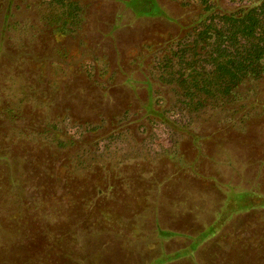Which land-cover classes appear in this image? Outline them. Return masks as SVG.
I'll return each mask as SVG.
<instances>
[{"label":"rangeland","instance_id":"1","mask_svg":"<svg viewBox=\"0 0 264 264\" xmlns=\"http://www.w3.org/2000/svg\"><path fill=\"white\" fill-rule=\"evenodd\" d=\"M75 1L53 39L40 0H0V264H264V82L191 106L169 82L212 68L213 37L174 39L197 0ZM35 113L52 142L22 137Z\"/></svg>","mask_w":264,"mask_h":264},{"label":"trees","instance_id":"2","mask_svg":"<svg viewBox=\"0 0 264 264\" xmlns=\"http://www.w3.org/2000/svg\"><path fill=\"white\" fill-rule=\"evenodd\" d=\"M40 1L48 11L41 19V32L43 31L47 38H61L80 29L82 10L75 0ZM228 1L233 2L235 0ZM128 2L130 4L129 10L135 12L145 13L150 11L153 6L160 8L155 0H128ZM197 3L199 13L196 19L181 27V36L174 39L176 42H180L186 37H193L195 42H198L207 40L208 37L205 36L213 37L215 56L214 59L212 58V68L205 70L189 63L186 73H178L169 83L175 85L182 94H189L191 106L201 107L205 102V96H209L211 101L222 99V105L235 104L240 99L238 97L235 99L236 96L234 98L232 93L242 79L264 82V0H242L235 8L228 10L220 9L215 0H197ZM200 95H204V97L199 98ZM193 99L195 100L192 101ZM148 102L145 105L146 116H151L165 123L167 119L164 118L162 112L152 108L151 100ZM38 106L37 101L35 106L33 103L34 112H37ZM4 113L5 117H9L10 111ZM21 117L24 118L22 115ZM35 118H38L36 113L27 118L26 123L30 127L28 129L30 132L23 134L22 137L27 141L50 140L52 142L53 137L48 134L50 132L39 131L40 126L36 121H33ZM32 126L34 128L31 129ZM56 144L59 149H62L69 144L73 146L74 142L64 140L56 141ZM85 153L92 158L95 155L89 149ZM81 155L82 152L74 155L75 158L72 156L69 160L71 172L79 173L84 170ZM65 169V166L59 167L62 172ZM16 191L20 192V189L16 188ZM167 239L169 238L165 240Z\"/></svg>","mask_w":264,"mask_h":264}]
</instances>
